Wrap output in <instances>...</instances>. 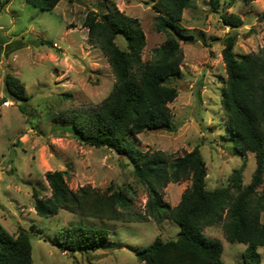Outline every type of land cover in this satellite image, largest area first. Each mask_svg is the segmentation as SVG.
I'll list each match as a JSON object with an SVG mask.
<instances>
[{"label": "rangeland", "instance_id": "374dc122", "mask_svg": "<svg viewBox=\"0 0 264 264\" xmlns=\"http://www.w3.org/2000/svg\"><path fill=\"white\" fill-rule=\"evenodd\" d=\"M157 0H60L53 11L30 6L26 0L0 5V226L16 238L24 229L31 235L34 264H134V250L156 238L175 240L180 231L172 221L162 224L115 223L82 218L61 210L42 218L34 210L33 192L51 196L46 173L65 172L69 187H90L101 192L128 189L133 209L143 212L147 189L133 173L129 159L107 148L87 146L67 130L62 117L99 107L111 93L115 77L98 46L88 37L84 21L90 12H108L115 5L143 29L147 45L142 59H153L154 49L168 36L156 30ZM214 13L210 0H195L180 23L187 40H180L184 53L182 74L169 84L178 91L169 104L173 131L153 130L134 137L132 145L143 152L162 151L181 157L199 148L208 168L207 187L225 186L234 169L246 163L243 182L248 185L256 169L254 154L238 152L221 105L226 79L221 55L223 39L231 32L221 16L234 14L243 20L236 29L235 53L245 55L264 49V0L246 4L220 0ZM124 48V42L118 39ZM18 78L30 99L16 101L6 94V75ZM9 102V106L5 105ZM23 106L24 110L21 109ZM190 182L169 183L164 200L180 202ZM264 189V182L259 191ZM264 222V212L261 217ZM106 228L112 246L89 252L65 251L56 238L71 225ZM207 238L220 240L225 264H244V244L227 241L223 224L206 228ZM114 245V246H113ZM264 264V247L259 248Z\"/></svg>", "mask_w": 264, "mask_h": 264}, {"label": "trees", "instance_id": "16d2710c", "mask_svg": "<svg viewBox=\"0 0 264 264\" xmlns=\"http://www.w3.org/2000/svg\"><path fill=\"white\" fill-rule=\"evenodd\" d=\"M12 0H0V5ZM236 0H229L232 6ZM246 4L255 0H240ZM35 8L53 11L60 0H26ZM195 0H157L153 9L156 30L168 38L154 49L153 59L145 62L142 53L147 45L139 23L121 12L115 5L108 12H90L84 21L88 37L106 57L115 77L109 96L96 109L80 111L62 117L68 132L83 144L107 148L126 156L138 182L148 191L143 212L133 209V197L128 189L101 192L90 187L72 190L65 172L46 173L51 196L43 198L33 192L34 210L42 218L56 216L61 210L82 218L115 223L162 224L172 221L180 231L175 240L156 238L145 248L134 250V264H225L224 246L220 240L207 238L206 228L223 224L227 241L244 244V264H261L259 248L264 247V49L257 53H235L236 29L243 20L234 14L221 16L231 32L223 39L221 52L226 79L222 82L221 105L228 120L227 127L245 160L247 153L256 159V169L248 185L243 182L244 162L234 169L225 186L207 187L208 168L200 150L181 157L162 151L143 152L132 145L129 136L145 131H173L169 104L178 96L171 78L181 76L184 53L180 40L181 22L186 9ZM220 0H210L214 13ZM124 42V48L118 39ZM6 94L16 101L26 102L25 87L18 78L6 75ZM24 110L23 106L21 107ZM190 182L180 202L171 206L164 200L169 183ZM106 228L71 225L59 231V245L70 253L87 254L112 246ZM114 246V245H113ZM31 235L20 229L14 238L0 226V264H34Z\"/></svg>", "mask_w": 264, "mask_h": 264}, {"label": "built area", "instance_id": "2783aa9c", "mask_svg": "<svg viewBox=\"0 0 264 264\" xmlns=\"http://www.w3.org/2000/svg\"><path fill=\"white\" fill-rule=\"evenodd\" d=\"M5 105L9 106V102H5Z\"/></svg>", "mask_w": 264, "mask_h": 264}]
</instances>
